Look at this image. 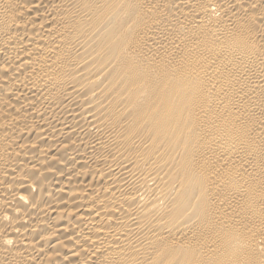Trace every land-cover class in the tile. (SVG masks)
Segmentation results:
<instances>
[{
    "label": "bare ground",
    "instance_id": "1",
    "mask_svg": "<svg viewBox=\"0 0 264 264\" xmlns=\"http://www.w3.org/2000/svg\"><path fill=\"white\" fill-rule=\"evenodd\" d=\"M0 264H264V0H0Z\"/></svg>",
    "mask_w": 264,
    "mask_h": 264
}]
</instances>
